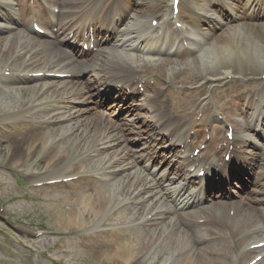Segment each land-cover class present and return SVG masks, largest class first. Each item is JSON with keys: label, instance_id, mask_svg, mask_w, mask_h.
Masks as SVG:
<instances>
[{"label": "bare ground", "instance_id": "6f19581e", "mask_svg": "<svg viewBox=\"0 0 264 264\" xmlns=\"http://www.w3.org/2000/svg\"><path fill=\"white\" fill-rule=\"evenodd\" d=\"M20 2L21 0H15ZM53 3L56 4V2ZM61 6L70 7L77 6L80 4H87L85 6V11L83 13H80V15H84L88 18V21L85 23L91 24V22H96V28L100 31H104L105 26L103 25L105 22L106 24L108 22H111V24L115 23V18H113L116 15H119V21L120 24L115 27V31L117 32L116 38L114 39V42L110 46L111 49H113L117 56L124 55L127 57L126 61L122 58L117 59L115 57H109L107 55H104L102 53V49L105 47H101V49L96 50V57L90 61V62H81V69L78 67V63L76 61V57L73 53H69L63 45H57L52 38H47L45 40H34L30 36V34L26 31V28L19 19H15V22L17 24L22 25L21 29L19 27H16L14 24V27L10 29L11 35L10 40L6 41L3 40L0 42V70L2 71H8L10 74L15 73L14 70H18L19 73H24L25 76L22 79H14L12 82L7 84L9 91L7 94L3 93L0 94V105H4L5 108H10L8 111L12 110V108H18L20 110H25L27 112L28 110H33L34 108H39L43 106V104L46 103L47 96L42 92L40 89L45 85H29L24 84L22 82H25L29 80L26 76V73L28 72H71V76H75L82 72L89 71L91 75L98 76L102 74L103 76H108V80H117L118 82H121L123 79L127 84L133 85V81L135 79L136 73L138 71V68L133 69V66L135 64V61H138V57H142L143 59H147V64L157 67L159 66L155 64V61L152 59V52H155L156 55L161 53V51H158L156 48H163L165 50H168V53L172 51L174 44L169 47L168 43L170 39H174L176 41L179 36L180 32L176 29H173L172 32H167L164 27L159 26L160 34L155 35L150 26L147 25L146 19L142 18V15L139 13H133L130 15L129 9L132 7L130 4L131 1L126 2V5H120L123 1L121 0H96L95 2L89 3L87 2H80V3H72L71 1H78V0H56ZM49 5L52 3V0L46 1ZM23 15H29V18H36L35 14L23 3ZM54 6V5H52ZM2 8H9L12 10L13 4L11 0H0V20L3 18H7L8 15L3 13L1 11ZM45 8H47L45 6ZM99 8H102V11L105 12V14L101 13L99 11ZM48 9V8H47ZM205 9V8H204ZM68 13H71L72 10L66 9ZM113 12V14L108 15L106 13ZM49 17H51L53 20L57 18H65L66 13L61 12L58 14H53L51 12L48 13ZM97 15V18H94V16ZM166 16L168 13L165 14ZM171 15V14H170ZM127 19V23L124 25V20ZM27 21V20H26ZM123 25L124 27L120 26ZM208 28H206V31L200 34V37L202 40L203 37L208 32ZM0 29H5V27H1ZM107 29H109V26L107 25ZM241 29V35L236 36L234 29H227L223 36L218 37L214 41H211L206 44H202L201 47H198L197 53L200 54H206L207 57L211 60H219L222 59L220 64L213 70V73L216 75L219 74L220 70L225 69H232L233 65L231 63V59L235 54L239 56L246 57L247 52L249 51L250 45H244L243 41L245 40L246 43H250V33L255 32L253 35L255 41L253 44H255L256 47L260 48L261 40H264V34H260L262 31L260 28L253 29V26L244 25L240 27ZM4 31V30H1ZM194 32H197L196 28H193L190 30V32L186 35L187 41H193L194 40ZM6 38V37H4ZM32 40L34 43V46L38 48L36 52L31 51V47L27 48L26 43ZM151 40L155 41V45L151 44ZM124 42H129V47H123L121 48V45H123ZM121 43V44H119ZM157 44L160 46L157 47ZM98 46V45H96ZM167 47V48H166ZM23 52L22 55H18V52ZM45 53L47 55V59L45 61V57L40 55L41 53ZM128 52H134L132 55H130ZM139 53L142 56H136L135 55ZM176 55H178L177 52H175ZM264 54V51H263ZM262 54V55H263ZM262 55L258 56L261 57ZM23 56H38L37 60H32L33 57H29L28 61H21V66L16 67L14 64L17 59H21ZM58 56L62 62L61 66H48L47 63L50 60H54L55 57ZM257 57V58H258ZM75 60V63H74ZM95 60H103L104 63H102L100 66L95 65ZM35 62L34 66H31V63ZM107 63V66L105 67L104 64ZM120 63H123L121 65ZM173 63H178L183 66L190 65L191 68H183L182 69V76L179 79V82L184 84L186 81H194L197 79V76L191 75V71L201 73L203 74L202 69H200L199 64L193 57L190 58L188 62H185L181 59V57L176 56L174 59L169 61H164V67L166 70H168L169 73L173 72V69L175 68V65H172ZM264 63V57L261 62ZM6 64V65H5ZM10 66V68H8ZM131 66V68H130ZM127 70H132V75L128 74ZM189 70V71H186ZM0 71V72H2ZM4 73V72H2ZM229 73V72H225ZM18 75V74H17ZM19 76V75H18ZM157 88L155 91V87H152L155 91V99L157 95V91L159 89V86L161 84V76H157ZM73 80H68V83H72ZM19 85H24L25 87H20ZM28 85V86H26ZM146 88H148V84H145ZM174 81H171V87H173ZM136 86V84L133 86V88ZM76 90H71L67 94H58L53 100L47 103V105L44 108H48L44 112L43 120L50 121L53 117L54 110L61 106L62 104L68 105L70 102H74V95L76 93ZM11 94V96H10ZM196 93L188 94L189 96H193ZM177 97L179 96H186L183 91L177 92ZM120 98V96H119ZM173 97L171 96H165L164 99L159 100V108H165L166 104L169 101H173ZM85 101H81V103H84ZM123 102L128 103V100H123ZM125 108L128 112H131V108L137 107L139 108L140 105H130L125 104ZM72 108V107H70ZM149 108H152V106H149ZM226 109V108H225ZM227 110V109H226ZM139 115L136 116L138 118ZM73 118V113L70 111H67L62 117L61 120H67L70 121ZM101 116H99L100 120ZM260 122L262 123L260 125V129L264 126V118L259 117ZM163 121H168L170 119V115L163 113L162 115ZM68 130H71L67 127V125H64L63 123H60L56 129L52 130H44L40 127L36 128L34 132L28 136H23L20 139H16L12 142V145L7 147L4 151V156L7 161H11L14 164H20V162L25 158V156H33L34 153L37 152L39 149L46 148L48 144L54 140L55 137L60 136L63 132H66ZM82 137V136H81ZM234 140H232V143L235 145H241L245 143L250 142V137L246 134H237L234 135ZM72 143H76V145L79 147H73L71 146ZM89 145L88 141H85L83 145L80 143H77L75 139L67 140L63 145H60L59 147H55L52 150H45L43 155V159L45 164L43 165V169L45 168L47 170V173L41 174L38 176V178H47V177H66L70 173L75 174L79 172L80 170L87 169L86 165H82L80 163H68L65 168L62 167L63 164H65L71 157H73L76 154H79L84 151V148H86ZM146 156L151 158V155L146 153ZM184 161L187 163V165H194L196 162V158L191 157H185ZM125 165L129 167V162L125 160ZM172 165V164H171ZM68 174L66 175L65 173ZM185 175V173H184ZM132 176L130 173L127 177ZM34 178V176H32ZM121 178H118L112 183L107 185H94L92 182H90L86 178H81L77 181L79 185H81L82 191L74 193L75 198L74 202H72V205L69 207V209L66 210V212L58 213V216L61 217V222L63 224V227L66 229L76 228L83 224L84 219L82 215V212H84L87 209H89L94 215L98 212H103L106 208H108L116 199V197L112 194L115 193V191L118 189L117 184L119 183V180ZM150 182L152 183V180L150 179ZM116 183V184H115ZM133 187H137V183H132ZM113 189V190H112ZM72 194V195H74ZM71 198V197H69ZM223 214H225L223 212ZM242 214L244 215H250L249 212L243 211ZM235 219V216H234ZM254 219V215H253ZM255 222V220H254ZM257 222V221H256ZM258 223V222H257ZM185 243L187 244L191 238H185L183 237ZM198 239H196L197 241ZM222 241H213L210 244L204 245V243L199 244L196 242V246L189 245V249L186 250V253L183 257H181V264H233L234 257L233 255H230V258H232L228 261V258H226V251L224 250H217L218 258L217 256H214L210 259H208V254L203 250L204 248H207L208 250H211V246H216L218 243H221ZM114 244V245H112ZM244 244L240 246L242 248ZM202 247V248H201ZM134 243L132 241H123L119 240L113 243H110L105 249L103 250H95L94 255L96 258H105L107 259L111 264H117L121 260H126L128 256H130L133 252ZM148 247L144 246V250H146ZM239 248V249H240ZM169 250V249H168ZM167 251V249H166ZM239 261L241 262L242 259L240 258Z\"/></svg>", "mask_w": 264, "mask_h": 264}, {"label": "rangeland", "instance_id": "374dc122", "mask_svg": "<svg viewBox=\"0 0 264 264\" xmlns=\"http://www.w3.org/2000/svg\"><path fill=\"white\" fill-rule=\"evenodd\" d=\"M136 3V7L134 11H145L147 6H155L152 12L162 13L164 9L169 8L170 0H155L154 2H145L146 0H134ZM145 3V4H144ZM188 0H183L182 5V15L186 14V4ZM141 4V6H140ZM142 13V12H141ZM146 14V13H145ZM218 38V36L216 37ZM215 38V39H216ZM260 75V71L256 70V76ZM201 83L203 80L200 81ZM259 80L251 79L250 83H257ZM241 85L245 86L246 84ZM191 85H187L186 88L190 89ZM211 86H207L206 94L210 91ZM220 91V90H218ZM213 102H210L212 104ZM214 106H217V102L213 103ZM201 108H197L195 113H198ZM211 111L214 108H210ZM92 114L89 112H84L80 119H77L81 124V127H86L89 130H95L91 126H89ZM117 132V131H115ZM11 142L7 143L6 140H3L0 137V165L6 164L7 166H13L14 164L11 161H7L4 156V151L7 147L11 146ZM124 144H128V142H124ZM118 146H113L109 153H112L116 150ZM41 152L34 154L32 159L25 158L20 162L23 167L28 170H35L34 165L37 162H40L39 155ZM25 161V162H24ZM24 181L21 185H17L12 177L4 170L0 169V207H3L6 210L7 214L11 217L15 218L19 222V226L17 232H13L7 230L6 233L13 235V239L17 242L18 239H24V235L29 233H34L37 230H44L45 235L37 238V239H26L22 241L27 247L16 245L14 242H9L8 238L0 234V264H111L105 258H96L94 250H97L101 247H95L90 242L84 243V246L76 250V255H66L64 254L63 260L55 259L54 251L55 247L54 244L56 240L59 241H66L67 238L63 237L67 231L71 233V230L66 229L63 227L61 222V217L58 216V213L62 215V213L66 212L67 209L72 205L75 198L74 196H70L71 198H64V201H58L56 203H51L49 200H53L58 195V192L55 191L54 193H50L47 190H29V185L25 186ZM254 187L251 188V190ZM256 188L255 190H257ZM71 192V189L63 190L64 194ZM261 192V191H259ZM259 192H252L247 197L244 196L243 202L239 203V205H243L244 203L252 202L253 197H260L255 196ZM255 204V203H254ZM252 205V204H251ZM214 211L212 205L203 204L194 209L195 215H210ZM84 222H88L93 214L89 213V210L82 212ZM194 216V215H192ZM244 221H250V216L245 215L243 216ZM39 224L42 225L39 228ZM1 225V224H0ZM162 224H155L150 226V230L153 231L154 236L159 234L157 231L161 228ZM174 231H177V228H173ZM194 235V236H193ZM149 234L147 232L143 233V240L144 243H150L147 238ZM198 236V237H196ZM205 236L199 235L193 232L190 234V237L201 238ZM235 241H240L238 237L235 238ZM157 249L163 251L161 247ZM187 247H184L181 252V256L185 255ZM208 250L207 248H205ZM212 250H224L222 245L211 246ZM225 250L230 251V247L225 245ZM208 252V251H206ZM155 254V247L151 246L146 253H142L136 256L134 259H142L141 264H147L148 261H153ZM181 256H179L181 260ZM120 264V263H117ZM129 264H136V262H131ZM177 264H181V261Z\"/></svg>", "mask_w": 264, "mask_h": 264}]
</instances>
